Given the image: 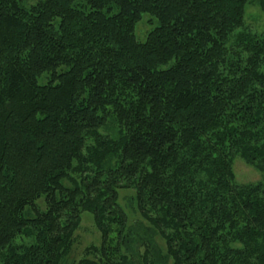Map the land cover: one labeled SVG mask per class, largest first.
I'll use <instances>...</instances> for the list:
<instances>
[{"label": "trees", "instance_id": "trees-1", "mask_svg": "<svg viewBox=\"0 0 264 264\" xmlns=\"http://www.w3.org/2000/svg\"><path fill=\"white\" fill-rule=\"evenodd\" d=\"M249 1L0 0V264H61L84 212L103 241L77 264H123L128 188L166 243L146 264H264V184L233 169L264 172Z\"/></svg>", "mask_w": 264, "mask_h": 264}, {"label": "rangeland", "instance_id": "rangeland-1", "mask_svg": "<svg viewBox=\"0 0 264 264\" xmlns=\"http://www.w3.org/2000/svg\"><path fill=\"white\" fill-rule=\"evenodd\" d=\"M27 1H29V3H36L38 0ZM150 20L151 17L144 15L142 20L137 24L136 36L138 40H144L148 32L156 25L155 20H153V22ZM245 26L252 32H262L264 30V12L261 10L256 0L249 1L245 17ZM41 81H43V83L47 82L48 75H43ZM102 132L104 134H109L110 139L115 138L117 135V131H113L111 128H105ZM233 169L235 179L239 184H256L259 182L264 184V172L244 161L239 155L234 159ZM65 183L67 185L70 184L68 181H65ZM119 197L120 204L128 213V225L125 232L127 236H122V234L119 233L118 228L112 226V231L109 234L108 239L114 246H116L117 243H125V240H127V243H125L126 247H123V251L121 249L120 254L115 255L114 262H122L123 260V264H146V257L144 254L147 249L151 250L148 244H152V242L158 244L163 258H166V243L160 234H158L157 231H154L151 223L144 218L140 212H138L136 201L134 199L135 191L131 188L122 189L120 190ZM39 205L42 209L45 207L43 199L39 201ZM31 241L32 239L28 237L16 240L18 244L30 243ZM102 241V232L96 225L94 215L90 212H84L82 214L80 226L74 235L71 252L61 264H77L82 258L88 256L89 247H98ZM149 259L150 262L154 260L153 253L148 260ZM169 263L171 264V260Z\"/></svg>", "mask_w": 264, "mask_h": 264}]
</instances>
